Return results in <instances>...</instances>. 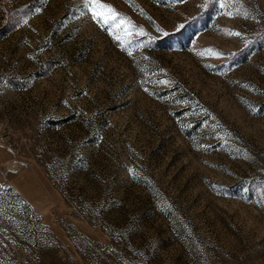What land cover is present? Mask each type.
<instances>
[{"label":"rangeland","instance_id":"1","mask_svg":"<svg viewBox=\"0 0 264 264\" xmlns=\"http://www.w3.org/2000/svg\"><path fill=\"white\" fill-rule=\"evenodd\" d=\"M99 3L0 0V264H264V0Z\"/></svg>","mask_w":264,"mask_h":264},{"label":"snow or ice","instance_id":"2","mask_svg":"<svg viewBox=\"0 0 264 264\" xmlns=\"http://www.w3.org/2000/svg\"><path fill=\"white\" fill-rule=\"evenodd\" d=\"M86 5L92 12V18L94 20H101L105 23H115L118 19L117 13L108 5L99 3V0H85ZM120 24L124 21L120 20Z\"/></svg>","mask_w":264,"mask_h":264}]
</instances>
